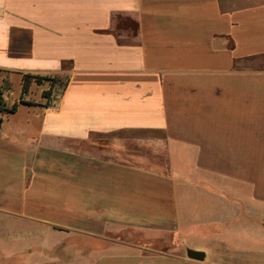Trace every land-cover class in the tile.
<instances>
[{"label": "crops", "instance_id": "crops-1", "mask_svg": "<svg viewBox=\"0 0 264 264\" xmlns=\"http://www.w3.org/2000/svg\"><path fill=\"white\" fill-rule=\"evenodd\" d=\"M0 69L67 79L0 112V264H264V0H0Z\"/></svg>", "mask_w": 264, "mask_h": 264}, {"label": "trees", "instance_id": "trees-1", "mask_svg": "<svg viewBox=\"0 0 264 264\" xmlns=\"http://www.w3.org/2000/svg\"><path fill=\"white\" fill-rule=\"evenodd\" d=\"M21 80V96L18 101H14L12 104H7V102L5 101L3 96L5 88L0 85V112L13 113L16 111L19 103L27 105H42L34 101L23 99V94L28 91L29 85L32 81H35L36 83L47 81L50 84V87L48 89L42 91V96L47 98L48 101L51 98L53 86L57 84L64 88L67 82V79H63L58 76L39 75L34 73H22Z\"/></svg>", "mask_w": 264, "mask_h": 264}, {"label": "rangeland", "instance_id": "rangeland-1", "mask_svg": "<svg viewBox=\"0 0 264 264\" xmlns=\"http://www.w3.org/2000/svg\"><path fill=\"white\" fill-rule=\"evenodd\" d=\"M245 4V2L243 3ZM5 74V71L0 69V78H1V75ZM22 77V73H13L11 78H10V95L13 96V95H16L17 97L20 95L21 93V89H20V85H19V79ZM32 94H29L31 95L32 97L34 96H37V92L35 90H32ZM28 91L25 92L23 94V96H26L28 95Z\"/></svg>", "mask_w": 264, "mask_h": 264}, {"label": "water", "instance_id": "water-1", "mask_svg": "<svg viewBox=\"0 0 264 264\" xmlns=\"http://www.w3.org/2000/svg\"><path fill=\"white\" fill-rule=\"evenodd\" d=\"M0 125H1V119H0ZM186 255L189 258L196 259V260H203L204 258V252L200 250H195L192 248H186Z\"/></svg>", "mask_w": 264, "mask_h": 264}]
</instances>
